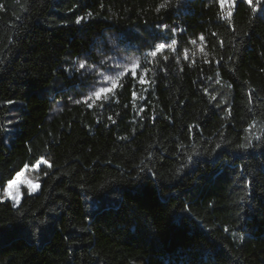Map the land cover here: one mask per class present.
<instances>
[{
    "label": "trees",
    "instance_id": "trees-1",
    "mask_svg": "<svg viewBox=\"0 0 264 264\" xmlns=\"http://www.w3.org/2000/svg\"><path fill=\"white\" fill-rule=\"evenodd\" d=\"M101 36L137 64L95 97ZM40 160L0 264H264V11L0 0V189Z\"/></svg>",
    "mask_w": 264,
    "mask_h": 264
},
{
    "label": "snow or ice",
    "instance_id": "snow-or-ice-1",
    "mask_svg": "<svg viewBox=\"0 0 264 264\" xmlns=\"http://www.w3.org/2000/svg\"><path fill=\"white\" fill-rule=\"evenodd\" d=\"M219 2L221 4L224 3V0H219ZM241 2H245L247 3L249 6H253L255 8V6H259L261 11H264V2H262V0H241ZM91 18V17H90ZM83 18L82 17H78L76 20L77 24H80L82 22ZM167 25H157V28L159 29H163L166 30L167 29ZM173 33L176 32V29H172ZM182 31V30H181ZM201 38H203L201 36ZM99 43L102 45V47L100 49H98L97 51L101 54H103V58L96 61L95 64L93 66H89L87 60H83V61H78V67L76 68L77 72H94L96 73L97 77H104V80L102 82H110L109 78L105 76V71L111 72L114 70H117L120 65L121 62L124 60V57L122 55V50H121V44L124 43V41H120L119 43L113 39L111 36L104 38L103 36L100 37L99 39ZM177 43L176 40L172 41V44ZM166 47L165 43L161 42V43H157L155 45V48L157 50H161L164 49ZM124 51H127V46H125ZM152 56L156 55V52L153 51ZM90 58V57H89ZM111 89L109 88H104L101 87L99 88L93 95L95 97H100L103 93L105 92H110ZM80 101H77V103H79ZM8 104H12L14 103L13 101H8ZM89 107H91V105H89ZM217 149H219L221 147V145H217L216 146ZM189 160H192L193 158L190 156L188 157ZM41 163V161H37V165H39ZM149 172H151V169H148ZM17 176L20 175V173L16 174ZM153 175H155V173H153ZM10 183H14V182H10ZM29 185L31 186V182H29ZM9 195L13 196V198H15L14 194L9 191ZM241 239H243V237H241Z\"/></svg>",
    "mask_w": 264,
    "mask_h": 264
},
{
    "label": "rangeland",
    "instance_id": "rangeland-1",
    "mask_svg": "<svg viewBox=\"0 0 264 264\" xmlns=\"http://www.w3.org/2000/svg\"><path fill=\"white\" fill-rule=\"evenodd\" d=\"M122 50V55L124 57V60L121 62L120 67L117 70L108 72L105 71V76L109 78L110 82H102L104 80V77H97L96 73L94 72H88L90 73L92 78H98L99 84L96 86V89L98 90L101 87L107 88L108 85L111 84L112 78H115L117 75L121 74L125 70H134L137 64L136 58L131 55L130 53ZM41 163L37 165V163L31 167H26L22 171H20V175L15 177L7 182L1 189H0V195L1 198L4 200H8L11 204L16 205L18 204L22 192H26L28 194L36 193L39 189V175H38V169L39 166L46 164L44 160H40ZM14 182V183H10ZM29 182H31V186L29 185ZM9 191H11L15 198L13 196L9 195Z\"/></svg>",
    "mask_w": 264,
    "mask_h": 264
}]
</instances>
